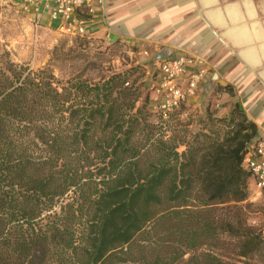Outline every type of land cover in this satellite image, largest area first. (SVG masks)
Instances as JSON below:
<instances>
[{
	"label": "trees",
	"instance_id": "trees-1",
	"mask_svg": "<svg viewBox=\"0 0 264 264\" xmlns=\"http://www.w3.org/2000/svg\"><path fill=\"white\" fill-rule=\"evenodd\" d=\"M86 69L0 67V264H264L240 105L174 134L185 108L154 111L142 67Z\"/></svg>",
	"mask_w": 264,
	"mask_h": 264
},
{
	"label": "crops",
	"instance_id": "crops-1",
	"mask_svg": "<svg viewBox=\"0 0 264 264\" xmlns=\"http://www.w3.org/2000/svg\"><path fill=\"white\" fill-rule=\"evenodd\" d=\"M15 1L38 31L63 33L44 0L30 12ZM84 37L137 48L148 84L165 58H196L209 75L188 107L226 118L237 103L264 140V0H97Z\"/></svg>",
	"mask_w": 264,
	"mask_h": 264
},
{
	"label": "rangeland",
	"instance_id": "rangeland-1",
	"mask_svg": "<svg viewBox=\"0 0 264 264\" xmlns=\"http://www.w3.org/2000/svg\"><path fill=\"white\" fill-rule=\"evenodd\" d=\"M54 24L57 26L58 21ZM137 52V48L122 43H107L59 31H38L15 0H0V67L8 60L28 65L34 70L50 67L59 80H66L71 74L87 68L84 73L86 78L96 81L100 76L140 66L146 71L142 89L145 97L148 93L147 66L137 63ZM206 116L197 114L189 107L185 108L181 126L174 134L187 132L190 135L192 132L204 131ZM188 138L192 140V136ZM183 149L180 148L181 151ZM249 191L250 197L243 203L247 222L264 231V195L252 189L251 180Z\"/></svg>",
	"mask_w": 264,
	"mask_h": 264
},
{
	"label": "built area",
	"instance_id": "built-area-1",
	"mask_svg": "<svg viewBox=\"0 0 264 264\" xmlns=\"http://www.w3.org/2000/svg\"><path fill=\"white\" fill-rule=\"evenodd\" d=\"M97 0H44L45 8H52L51 19L58 21L60 30L71 36H84L87 24L95 13ZM40 0H26L24 12L31 8L40 11ZM158 77L148 84L153 95V110L165 116L181 108H187L200 86L209 75V69L194 57L179 55L160 62ZM156 75V76H157ZM243 166L250 173L257 187L264 192V140L250 146Z\"/></svg>",
	"mask_w": 264,
	"mask_h": 264
}]
</instances>
